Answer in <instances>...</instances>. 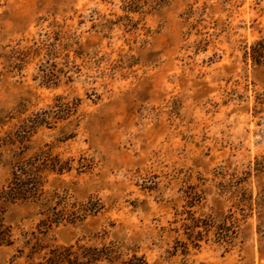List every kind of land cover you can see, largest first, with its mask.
Segmentation results:
<instances>
[{
    "label": "rangeland",
    "instance_id": "374dc122",
    "mask_svg": "<svg viewBox=\"0 0 264 264\" xmlns=\"http://www.w3.org/2000/svg\"><path fill=\"white\" fill-rule=\"evenodd\" d=\"M262 43L264 0H0V191L23 153L76 215L42 235L41 203L10 206L0 264L33 233L97 264H264Z\"/></svg>",
    "mask_w": 264,
    "mask_h": 264
},
{
    "label": "trees",
    "instance_id": "16d2710c",
    "mask_svg": "<svg viewBox=\"0 0 264 264\" xmlns=\"http://www.w3.org/2000/svg\"><path fill=\"white\" fill-rule=\"evenodd\" d=\"M261 49L264 52L263 46ZM253 54L257 61H261L264 58V53L256 49L253 50ZM11 164L13 165V180L8 187L0 191V247H10L15 244L12 227L7 226L5 217L8 208L12 205L19 202L41 203L40 207L43 209L41 214L45 217L43 221L45 231L40 232L42 235L51 227L62 224L66 216L69 217V212L66 211L68 205L67 207L60 205L62 208L59 210L51 208L48 205L49 202L44 199L45 193L40 187L42 178L37 171L42 166L46 167V164L40 165V167L32 159H26L23 153H14ZM75 216L74 213H70V217L74 220ZM192 223L194 224L192 226L194 229L200 228V220L193 219ZM203 235H205L204 232H198L196 240L200 241ZM18 253L17 259L25 258L24 264H97L104 260L111 261L113 259L112 253L108 252L106 248L99 249L80 244L70 247H49L35 233L32 234L29 241H26L24 248Z\"/></svg>",
    "mask_w": 264,
    "mask_h": 264
}]
</instances>
